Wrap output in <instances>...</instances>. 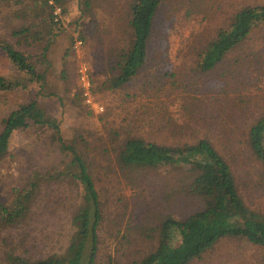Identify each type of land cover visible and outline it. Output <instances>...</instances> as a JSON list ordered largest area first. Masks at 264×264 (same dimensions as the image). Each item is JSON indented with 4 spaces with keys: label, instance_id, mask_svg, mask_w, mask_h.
I'll return each instance as SVG.
<instances>
[{
    "label": "rangeland",
    "instance_id": "obj_1",
    "mask_svg": "<svg viewBox=\"0 0 264 264\" xmlns=\"http://www.w3.org/2000/svg\"><path fill=\"white\" fill-rule=\"evenodd\" d=\"M85 1L92 5L87 16H80L77 0L64 2L66 15L58 10L62 32L46 52L49 67L38 66L46 71L43 94L56 92L62 100L45 96L37 100L42 112L59 123L66 140L81 136L86 146L80 149L96 165V172L102 170L107 176L100 184L102 191L108 190L107 195L104 192L105 221L99 232L100 264L108 257L121 264L141 259L157 245L159 219L166 215L178 219L200 208L194 201L167 195L180 185L179 170L157 168L145 173L135 187L126 184L110 143L116 134L120 140L131 134L168 145L210 140L230 167L248 209L264 216V165L246 143L250 126L264 115V25L253 29L218 71L201 74L194 67L196 53L235 12L262 6L264 0H164L154 21L146 71L130 89L112 92L106 91L102 82L114 61L112 53L124 46L130 0H80ZM36 9L30 7L27 13L34 15ZM89 20L95 24L87 23ZM81 33L84 41L78 38ZM22 50L34 59L40 55L38 46ZM82 68L87 69L90 81L88 96L80 81ZM0 74L9 78L15 74L2 51ZM63 83L69 88L66 95L62 94ZM36 91L33 86L27 93L17 91L1 97L0 119ZM76 91L81 95L80 106L71 104ZM189 113L190 125L181 127ZM47 139V132L32 128L12 134L8 153L0 162V203H9L14 190L23 187L34 170L45 171L52 164L64 167L58 156L62 154ZM103 147L110 151L103 152ZM47 187L22 225L0 233V240L5 241L0 242L3 264H7L8 255L34 261L64 254L79 200L75 204L70 184ZM59 190L61 196L56 197ZM194 264H264V249L241 239H224Z\"/></svg>",
    "mask_w": 264,
    "mask_h": 264
},
{
    "label": "trees",
    "instance_id": "obj_2",
    "mask_svg": "<svg viewBox=\"0 0 264 264\" xmlns=\"http://www.w3.org/2000/svg\"><path fill=\"white\" fill-rule=\"evenodd\" d=\"M65 1L0 0V28L4 33L0 37V51L15 73L13 78L0 74V99L6 94L17 91L27 93L31 87L37 88L27 101L18 104L0 119V162L8 153L12 134L17 130L32 128L48 133L47 143L62 154L58 155L60 164H65L59 169L52 167V164L45 171L34 170L24 186L14 190L9 203H0V233L22 225L30 214L31 206L37 203L51 184L56 186L55 189L70 184L75 190V204L79 200L71 218L72 233L64 254L34 261L8 255L7 264L101 262L99 253L102 240L99 232L105 221V193L107 195L108 190L102 191L100 184L103 181L105 183L107 176L102 174V170L97 173L96 165L80 149L81 145L86 146L81 136L66 140L59 123L42 112L37 100L39 96L62 100L56 92L43 94L47 85L46 71H40L38 66L47 65L46 52L62 32L61 22L59 19L55 21L57 16L54 13L57 9L62 15L68 13ZM163 2L130 0L124 46L112 53L114 61L108 66L109 75H105L102 82L106 91L128 90L139 75L146 71L154 21ZM77 3L80 16H87L91 12L92 5L88 1L81 3L77 0ZM30 7H36L37 13L29 15L27 12ZM91 22L95 24L94 20ZM260 25H264V5L245 7L235 12L228 24L217 30L215 36L196 53L195 70L201 74L218 71L217 68L228 55L242 46L252 30ZM78 38L81 41L85 39L82 33ZM24 46H38L39 57L34 59L23 51ZM236 65L239 67V62ZM60 77L65 81L62 74ZM62 85V94L66 95L69 88L64 83ZM79 95L78 91L73 94L70 99L72 105L80 106ZM191 119L192 113H189L181 127L189 126L188 121ZM80 140L83 143H79ZM110 143L115 152L116 166L126 184L135 187L145 173L157 168L179 170L177 179L180 185L167 195L171 194L174 200L182 198L200 204V208L181 218L166 215L159 219L155 249L148 251L141 259L126 264H194L224 239H241L264 249V216L248 209L238 192L230 167L210 140L198 139L191 143L168 145L131 134L120 140L116 134ZM246 143L252 154L264 165V115L250 126ZM103 148V152L110 151L107 147ZM66 159L68 163H65ZM55 196H61L60 190L55 191ZM0 242L3 244L4 238ZM102 264L121 263L108 257Z\"/></svg>",
    "mask_w": 264,
    "mask_h": 264
},
{
    "label": "built area",
    "instance_id": "obj_3",
    "mask_svg": "<svg viewBox=\"0 0 264 264\" xmlns=\"http://www.w3.org/2000/svg\"><path fill=\"white\" fill-rule=\"evenodd\" d=\"M58 9L55 11V16H57L58 13ZM55 21H57V18L55 19ZM81 42H78V45H80ZM80 81L82 83V87L85 91V96H88V90L90 88V81H89V77H88V73H87V69L86 68H82V70H80Z\"/></svg>",
    "mask_w": 264,
    "mask_h": 264
}]
</instances>
